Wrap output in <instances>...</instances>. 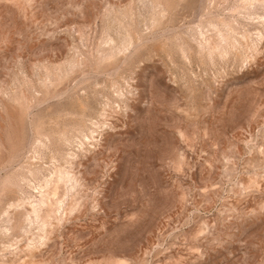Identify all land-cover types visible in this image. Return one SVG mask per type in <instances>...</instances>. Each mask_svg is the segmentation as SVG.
<instances>
[{
  "label": "rangeland",
  "instance_id": "374dc122",
  "mask_svg": "<svg viewBox=\"0 0 264 264\" xmlns=\"http://www.w3.org/2000/svg\"><path fill=\"white\" fill-rule=\"evenodd\" d=\"M0 264H264V0H0Z\"/></svg>",
  "mask_w": 264,
  "mask_h": 264
},
{
  "label": "bare ground",
  "instance_id": "6f19581e",
  "mask_svg": "<svg viewBox=\"0 0 264 264\" xmlns=\"http://www.w3.org/2000/svg\"><path fill=\"white\" fill-rule=\"evenodd\" d=\"M71 174V173H69ZM68 174V172H61L60 176H59V181L61 182H71L73 183V178L70 177ZM49 183V182H48ZM48 186V184H46ZM74 185V183H73ZM48 201V200H47ZM47 201L44 199V197H42L37 203H35L32 207V214L35 215V217L37 218V220L40 218L41 216V212L45 209V207L47 206ZM59 203V202H58ZM56 207V206H55ZM51 213L54 212V208L49 210ZM51 213L47 214L48 217L51 215ZM42 220V219H41ZM27 221V220H26ZM45 224V221H44Z\"/></svg>",
  "mask_w": 264,
  "mask_h": 264
}]
</instances>
